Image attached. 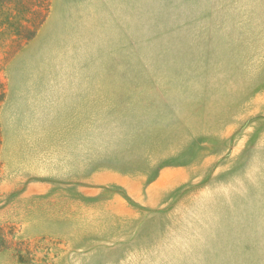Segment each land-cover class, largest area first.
<instances>
[{
    "label": "rangeland",
    "instance_id": "1",
    "mask_svg": "<svg viewBox=\"0 0 264 264\" xmlns=\"http://www.w3.org/2000/svg\"><path fill=\"white\" fill-rule=\"evenodd\" d=\"M0 264H264V0H0Z\"/></svg>",
    "mask_w": 264,
    "mask_h": 264
},
{
    "label": "crops",
    "instance_id": "2",
    "mask_svg": "<svg viewBox=\"0 0 264 264\" xmlns=\"http://www.w3.org/2000/svg\"><path fill=\"white\" fill-rule=\"evenodd\" d=\"M42 173H45L46 174V170L45 168L42 167ZM163 173V172H162ZM163 179V175H160L159 179L158 180H162ZM183 183V179H178L175 183H174V186L177 185V184H182ZM157 182H153L152 184H150L148 186V194L146 195V204L150 203L151 202V199H152V196H151V193L156 191L157 190ZM162 192H164V194H166L167 192H169L168 189H164Z\"/></svg>",
    "mask_w": 264,
    "mask_h": 264
}]
</instances>
